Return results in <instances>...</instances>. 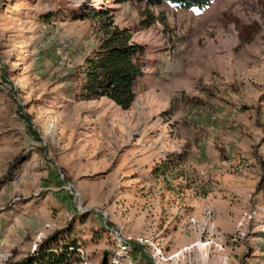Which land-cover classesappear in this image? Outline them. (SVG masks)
I'll return each mask as SVG.
<instances>
[{"label": "rangeland", "instance_id": "obj_1", "mask_svg": "<svg viewBox=\"0 0 264 264\" xmlns=\"http://www.w3.org/2000/svg\"><path fill=\"white\" fill-rule=\"evenodd\" d=\"M116 28L126 109L82 94ZM53 234L71 264H264V0H0V264Z\"/></svg>", "mask_w": 264, "mask_h": 264}, {"label": "trees", "instance_id": "obj_2", "mask_svg": "<svg viewBox=\"0 0 264 264\" xmlns=\"http://www.w3.org/2000/svg\"><path fill=\"white\" fill-rule=\"evenodd\" d=\"M148 5L167 1L177 8L202 7L211 0H139ZM86 8L82 16L90 15ZM54 13H50L51 17ZM128 29H114L110 32L88 59L85 69L82 94L88 99L106 96L121 108H128L134 100V84L144 73L141 59L144 55L142 45L130 42ZM178 155L176 158L178 159ZM180 159V158H179ZM158 171V169H157ZM156 172V171H155ZM77 244L74 239L60 240L53 234L43 240L36 248L19 260L5 264H71ZM100 264H109L104 259Z\"/></svg>", "mask_w": 264, "mask_h": 264}]
</instances>
